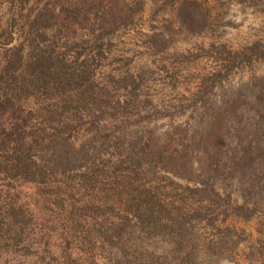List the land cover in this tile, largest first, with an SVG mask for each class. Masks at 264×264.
Here are the masks:
<instances>
[{"label": "rangeland", "instance_id": "1", "mask_svg": "<svg viewBox=\"0 0 264 264\" xmlns=\"http://www.w3.org/2000/svg\"><path fill=\"white\" fill-rule=\"evenodd\" d=\"M36 15L49 26L36 42L50 43L68 61L77 58V65L86 59L100 96L98 108L84 111L93 117L75 120L61 135L67 149L97 168L81 195L113 206L131 167L136 183L154 187L165 201L180 205L183 187L205 181L253 211L249 220L226 216L208 225L191 217L195 206L186 202L179 231L147 235L127 224V259L178 264L190 252L194 264H264V60L236 64L220 81L210 78L231 67V53L264 49V0H0V59L14 44L10 38L29 51L22 26ZM2 91L0 159L27 135L40 140L50 127L62 131L65 116L41 122L44 96L12 101ZM73 176L54 181L63 182L62 190L78 189ZM52 187H21L19 203L49 212ZM107 213L103 221H115ZM178 234L179 252L172 247ZM135 247L145 252L132 253Z\"/></svg>", "mask_w": 264, "mask_h": 264}, {"label": "trees", "instance_id": "2", "mask_svg": "<svg viewBox=\"0 0 264 264\" xmlns=\"http://www.w3.org/2000/svg\"><path fill=\"white\" fill-rule=\"evenodd\" d=\"M78 10L75 7L69 12L77 14ZM46 22L42 15L25 21L22 27L27 30L24 38L29 42V51L25 53L24 43L16 44L10 38L9 44H14L0 59L2 93L8 94L12 101L44 96L40 110L46 119L42 117L41 122H51L56 116L66 119L62 124L58 121L62 131L50 127L40 140L27 135L14 142L10 153L0 159V264H97V254L111 264H153L149 259L129 260L125 256L128 248L123 238L127 224L133 223L136 232L147 235L149 231L164 232L174 226L179 231L187 222L188 214L182 210L186 202L195 206L191 217L208 225H213L219 217L251 218L253 211L245 204H236L230 196H222L205 181L183 187L186 195L180 205L165 201L154 187L137 184L136 172L131 167L124 169L127 181L123 178L122 191L113 196V206L122 208L119 213L115 214L113 206L106 202L94 203L81 195L84 187L97 176V168L89 165L85 155L74 154L73 147L67 149L66 139H61V135L69 132L75 120L81 121L84 115L92 116L93 113L84 114V111L98 108L100 96L94 90L92 71L86 59L77 65V58L68 61L63 54L56 53L50 43L41 46L36 42L35 39L49 28ZM254 60H264V49L259 45L231 53V67L226 68L225 73L220 70L213 73L210 78L220 81L236 64ZM57 147L61 150L59 154H55ZM44 149L53 153L46 158L42 154ZM66 174L74 175L78 189L62 190L58 184L63 185V182L54 181L69 179L64 178ZM117 178L120 177H113ZM72 181L74 184L75 180ZM24 186H54L53 209L32 212L26 203L20 204V189ZM107 212L114 214L115 221H103ZM179 238L178 234V242L172 245L178 252L182 245ZM138 248H133L132 253L145 252ZM184 257L189 261L190 252ZM175 260L178 264H194L185 263L183 258Z\"/></svg>", "mask_w": 264, "mask_h": 264}]
</instances>
